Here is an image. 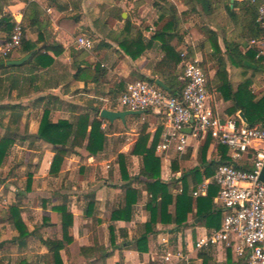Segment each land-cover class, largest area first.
Masks as SVG:
<instances>
[{"label": "crops", "instance_id": "0c3cea01", "mask_svg": "<svg viewBox=\"0 0 264 264\" xmlns=\"http://www.w3.org/2000/svg\"><path fill=\"white\" fill-rule=\"evenodd\" d=\"M29 1L38 2L43 12L41 18L48 20L45 31L48 41L61 44L63 49L57 54L50 52L55 58V63L51 67L35 71H31L28 66L0 70L1 126L17 132L15 145L18 147L27 146L30 148L29 151L35 152L38 145L42 147V156L28 172L32 180L31 188L29 190L26 188L22 194L16 190L20 195L15 197L16 204L21 208L22 218L32 234L22 244L14 242V246L23 255L22 258L15 262L3 258L5 263L19 264L25 259L28 264H53L52 253L42 239L63 238L61 214L53 208L57 205H66L74 218L70 228L73 240L66 242L61 249L64 264H202L198 253L204 250H197L195 243L198 237L212 231L213 228L206 226L205 221L196 216L195 201L198 196L207 195L211 184L205 193L196 196L193 192L211 176L203 175L195 186L192 176L186 177V173L188 175L196 167L203 172L200 148L205 139L190 138L185 152H178L172 146L161 155L155 153L161 160V179L169 183L174 201L183 191L185 184H188L194 207L187 221L179 229L172 222H162L159 217L154 232L148 234V251L143 252L138 250L136 239L146 231L145 224L151 219L148 207L151 194L147 190L146 177L140 175L143 159L140 155L134 154L133 149L143 130L150 133L148 143L150 145L158 128H162L158 140L160 142L164 131V119L160 113L152 110L126 115L124 120L110 121L100 117L102 108L125 110L119 104V97L127 84L140 78V75L152 76L153 67L164 55L162 41L155 40L141 57L131 58L111 37L113 35L111 32L122 28L123 21L116 17L110 19L109 16H105L103 9L106 5L113 7L115 11L121 8L122 16L125 18L129 14L126 12L127 7L132 5L141 15L142 24L135 21L137 18L132 20L148 41L166 22L159 20V6L155 5V0L140 2L115 0L114 3L109 0H11L6 9L11 10L13 14L21 12L24 16ZM168 1L176 7L178 26L175 33H179L172 39L171 44L181 52L191 49L194 52L192 58L202 61L205 50H212V42L206 34L208 29L216 32L217 43L225 56L226 45L234 42H241L240 49L243 52L250 47L257 49L264 47L261 39H247L242 36L244 29L240 23V15L235 21L230 20L226 6L233 8L235 0H211V5L208 6V10L212 9L211 13H206L196 0ZM25 30L28 39L37 40L36 26H30ZM79 36L91 38L94 47L91 50L79 48L76 42ZM101 40L107 42L109 46L98 48L97 42ZM253 40L257 42L253 43ZM203 45L205 50L202 49ZM44 46L42 45V48ZM15 53L14 56L17 55ZM79 63L82 67L86 64L92 67L100 64L106 73L98 81L86 83L84 80L86 76L83 79L74 77ZM227 69L234 88L251 75V70L245 72V69L230 62ZM209 73L213 76L215 70L212 69ZM238 76H241L239 80ZM255 88L254 80L253 93L260 96L262 92ZM209 91L212 105L222 118L240 117L241 111L229 112L232 100H225L214 88ZM12 105L17 107L12 108ZM46 106L51 108L53 121L68 119L74 122L82 112H89L92 120L96 108L99 107L98 117L102 120V128L107 136L103 150L91 155L86 147L77 148L76 152L65 158L59 175H51L53 146L42 139L34 138ZM9 120L11 124H5L4 121L9 123L7 122ZM26 142L29 144L25 145ZM217 152L218 145L212 139L206 159L217 157ZM119 154L126 157V177L122 175ZM244 162L243 160L241 163ZM128 187L137 192L135 202L129 211L124 213L128 219H113L115 210L127 206ZM38 195L41 197L40 200L36 199L38 202L31 199ZM131 195V198L135 197ZM214 198L215 205L221 207ZM27 210L31 212L30 216L35 219V223L39 222L38 226L28 224ZM169 212L174 215V202L170 205ZM17 235L14 227L13 237ZM85 246L97 251L84 253L81 247ZM103 249L108 253L106 257H102ZM178 249L182 250L185 258L172 259L173 262L166 261L167 252ZM207 251L212 252L219 262H224L226 260L224 255L226 257L228 249L218 246Z\"/></svg>", "mask_w": 264, "mask_h": 264}, {"label": "trees", "instance_id": "16d2710c", "mask_svg": "<svg viewBox=\"0 0 264 264\" xmlns=\"http://www.w3.org/2000/svg\"><path fill=\"white\" fill-rule=\"evenodd\" d=\"M196 1L201 4L206 13L212 12V9L208 10V6L211 5V0ZM10 3L11 0H0V32L2 33V35H0V42L5 41L9 37L14 26L13 12L6 9ZM155 5L159 6L160 9L159 20H166V22L161 28L154 32L150 40H145L141 29L134 24L129 14L125 18L122 16L123 10L120 8L116 9L115 17L123 21V26L118 31L111 32V34L113 33L111 37L115 39L120 48L133 59L141 57L144 51L151 47L155 40L162 41L164 55L153 67L152 76L146 77L140 75V78L134 79L133 81L147 80L154 82L158 77L169 87V93L179 95L183 88V84L178 79L182 72L180 66L182 57L181 51L178 50L175 45L171 44L172 39L179 35V33H175L178 26L177 10L175 5L168 0H155ZM236 9L239 11H236ZM226 10L232 21H235L240 15V23L244 29L243 37L247 39H264V28H262L257 21V4L251 2V0H235L234 7L232 8L227 5ZM42 14L43 12L38 2H28L27 11L23 16V25L25 29L30 26H36L38 29V38L33 41L25 37L21 47L15 51L17 53L16 56L12 53L6 57H0V70L3 68L28 66L31 71H35L40 68L51 67L55 63V58L50 52L57 54L63 49V46L55 41L52 43L48 41L45 35L48 20L46 18L42 19ZM206 34L211 40L213 48L211 51H206L203 45L202 49L205 50V52L201 65L207 74L209 89L212 90L214 88L222 94L225 100H232L233 104L229 108V112L236 113L242 111L247 119V124L255 125L264 123V91L260 96H256L253 93V74L247 76L236 88H234L227 69V64L230 62L236 67H242L245 69V72L250 70L253 72L257 70L264 71V55H259L257 57L259 50L256 47H250L243 52L240 49L242 45L241 42H234L226 45L227 56H225L217 43L216 32L208 29ZM42 45H45L44 48H42ZM100 46L107 47L109 45L107 42L101 40L97 42V47L100 48ZM27 54H31V56L24 63L20 65L7 64L9 59L21 58ZM193 55L194 52L191 49L187 51L188 58H192ZM246 60L254 63L256 67L252 68L245 65L244 62ZM208 64H211V66H208ZM212 69L215 70V73L213 76H210L209 71ZM105 73V68L100 64L94 67L86 64V66L82 67V64L79 63L77 64L74 77L76 79H83V77L86 76L84 80L87 83L88 81H98ZM11 107L16 108L17 106L12 105ZM98 115L99 107L96 108L95 117L92 120L89 112H82L75 122L68 119L53 121L51 119V108L49 106L44 108L38 133L34 138L42 139L53 146L54 156L50 166L51 175H59L65 158L71 153L76 152L77 148L86 147L91 155H96L103 150L107 136L105 130L102 128V120ZM236 118L239 123L242 122L240 117L236 116ZM161 132L162 128H158V132L153 138L152 143L148 145L150 133L143 130L133 149V153L140 155L143 159L140 175L146 177L147 180L145 183L147 190L151 194L148 202V207L151 211V219L145 224L146 231L136 239L138 250L143 252L148 251V234L154 232L159 217L162 222H172L176 225L177 229H179L187 221L188 215L193 211L194 207L193 196L188 184H185L183 191L176 196L174 201L173 195L170 192L169 183L161 179V160L155 154V146ZM16 141L17 132L12 128H6L4 134L0 137V167L3 166L11 147ZM211 142L212 138L208 136L205 138L200 148V157L204 166L203 172L196 167L192 169L188 175L186 173V177L192 176L195 186L201 181L203 175L206 177L212 176L217 165L229 163L231 161L228 147L222 144L218 145V156L211 160H207L206 154ZM125 158L123 154H119L123 177H126ZM31 183L32 180L31 177H29L27 190L31 188ZM127 193L129 196L127 199V206L115 210L113 219H128L125 217L126 215H124V213L129 211L130 206L135 202L137 192L133 188L128 187ZM217 193L218 186L211 184L207 195L198 196L195 201L196 216L203 219L205 225L213 229L220 228L223 218V209L217 207L213 201ZM131 194L135 197L131 198ZM173 202L175 204L174 215L169 212V207ZM91 206L92 202L89 204V207ZM53 209L61 214L63 238H47L42 239V241L52 253L53 264H64L61 257V249H63L66 242H71L73 240L70 234V228L73 225L74 217L66 205H57L54 206ZM6 211V219L13 224L18 232V235L13 237L11 241H17L20 244L24 243L32 232L22 218L20 206L16 203L11 204ZM113 239L114 237L112 235L111 240L113 241ZM3 245L4 241L0 242V247H3ZM95 250L97 251V249L91 247H81V251L84 253H92ZM107 255L108 253L104 251L102 257H106ZM198 256L202 259V264H246L244 258L236 257L230 249L227 251L226 260L224 262H219L212 252L207 250L199 252ZM0 264H4L1 258ZM19 264H27V262L24 259Z\"/></svg>", "mask_w": 264, "mask_h": 264}, {"label": "built area", "instance_id": "2783aa9c", "mask_svg": "<svg viewBox=\"0 0 264 264\" xmlns=\"http://www.w3.org/2000/svg\"><path fill=\"white\" fill-rule=\"evenodd\" d=\"M251 2L257 4V21L264 28V0ZM13 15L12 31L0 42V57L17 51L26 37L23 14ZM76 42L81 49L94 47L93 40L85 36L77 37ZM258 50L257 56L264 55V47ZM181 57L182 72L178 79L183 88L179 95L169 93L155 81L135 80L127 84L119 104L125 110H152L163 116L164 131L155 146V153L160 155L172 146L178 152H185L192 137L210 136L217 145L228 147L231 161L217 165L213 175L193 192L197 196L207 192L210 184L217 185L214 199L223 209L220 228L198 237L195 247L200 251L222 246L236 257L244 258L246 264H264V181L260 179L264 169V123L249 125L239 123L236 117L222 118L212 105L201 60L188 58L187 51L181 52ZM186 128H191V132H186ZM183 258L180 249L165 256L166 261Z\"/></svg>", "mask_w": 264, "mask_h": 264}, {"label": "rangeland", "instance_id": "374dc122", "mask_svg": "<svg viewBox=\"0 0 264 264\" xmlns=\"http://www.w3.org/2000/svg\"><path fill=\"white\" fill-rule=\"evenodd\" d=\"M110 1L114 3L115 0H109V2ZM188 1H194V0H188ZM137 2H140V0H137ZM103 11L105 13V16H109L110 19L115 17L114 16L115 9L113 7L112 8L107 7L106 5V8H104ZM126 12H129V15L131 16L132 19L137 18L135 19V21L139 22V24H142L141 15L137 13V10L134 9L132 5L131 6L129 5L127 7ZM260 46H263V45L260 44ZM211 64H208V66H211ZM250 73L251 75L253 74V78L256 82L255 90H258L259 92H263L264 91V71L257 70L255 72L251 71ZM240 78L241 76H238V80ZM4 122L5 124H11L10 120L7 121L9 123H6V121ZM1 125L2 124H0V127H1L0 135L5 130V128L2 127ZM27 144L29 143L26 142L25 145ZM28 149L30 148L27 146H25L24 148H20L14 144L11 147L8 156L6 157L3 166L0 167V242L4 241L3 247H0V258L1 259L8 258L10 262L11 261L15 262V261L20 260L23 255L20 254L21 252L16 248V246H14L15 245L14 242L11 241L13 238L14 226L10 221H8V219H6V213H7L6 210H8V207L11 204L16 203L15 201L16 196L25 192L27 188L28 178H29L28 172L33 169L35 161L38 160L42 156L41 145H38L37 149H35L36 152L29 151ZM16 190H18L20 194ZM37 198L38 200H40L41 198L40 195L36 197H32L31 199L36 200ZM26 201H27V198H26ZM29 202L30 200H28V204H27L28 206H29ZM30 213L31 212L27 210L26 217H27L28 224H30L31 226H35V227L38 226L39 222L35 223V219L30 216ZM215 253L217 254L216 251ZM224 258H226L225 255H224ZM4 264H6L5 261H4Z\"/></svg>", "mask_w": 264, "mask_h": 264}, {"label": "water", "instance_id": "95a60500", "mask_svg": "<svg viewBox=\"0 0 264 264\" xmlns=\"http://www.w3.org/2000/svg\"><path fill=\"white\" fill-rule=\"evenodd\" d=\"M231 1H233V0H231ZM30 56H31V54H27V55H25V56H23L21 58L9 59L7 61V64L20 65V64L24 63ZM244 64L247 65V66L253 67V68L256 67V65L254 63L249 62L247 60L244 62ZM155 82L160 87H162L163 89L169 91V87L160 78H156ZM140 113H142V111H139V110L138 111H133V110H110V109H107V108H102L101 111H100V117L101 118H105V119L110 120V121H113L115 119L124 120L126 115H129V114H140ZM239 116L243 119V121L245 123H247V119H246V117H245V115H244V113L242 111L239 112ZM185 131L190 133L191 132V128H186ZM260 179L262 181H264V169L260 173Z\"/></svg>", "mask_w": 264, "mask_h": 264}]
</instances>
